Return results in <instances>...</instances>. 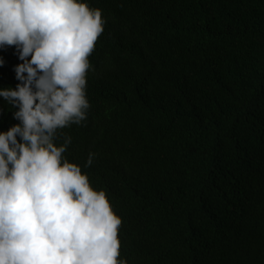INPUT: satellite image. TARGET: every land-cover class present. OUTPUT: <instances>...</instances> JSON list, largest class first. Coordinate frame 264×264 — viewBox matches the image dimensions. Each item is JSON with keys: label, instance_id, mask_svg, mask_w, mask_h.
Segmentation results:
<instances>
[{"label": "trees", "instance_id": "trees-1", "mask_svg": "<svg viewBox=\"0 0 264 264\" xmlns=\"http://www.w3.org/2000/svg\"><path fill=\"white\" fill-rule=\"evenodd\" d=\"M81 2L104 21L90 107L54 143L121 218L118 259L264 264V0ZM0 59L15 89L16 46ZM17 110L0 97V132Z\"/></svg>", "mask_w": 264, "mask_h": 264}, {"label": "clouds", "instance_id": "clouds-1", "mask_svg": "<svg viewBox=\"0 0 264 264\" xmlns=\"http://www.w3.org/2000/svg\"><path fill=\"white\" fill-rule=\"evenodd\" d=\"M103 30L101 10L81 0H0V47L23 61L16 88L0 89L20 121L0 132V264H126L121 218L63 158L71 137L54 143L87 118L88 57Z\"/></svg>", "mask_w": 264, "mask_h": 264}]
</instances>
